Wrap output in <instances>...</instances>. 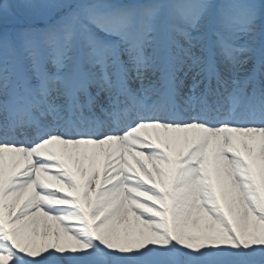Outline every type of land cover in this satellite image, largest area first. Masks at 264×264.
Here are the masks:
<instances>
[{
  "label": "snow or ice",
  "instance_id": "1",
  "mask_svg": "<svg viewBox=\"0 0 264 264\" xmlns=\"http://www.w3.org/2000/svg\"><path fill=\"white\" fill-rule=\"evenodd\" d=\"M0 264H264V0H0Z\"/></svg>",
  "mask_w": 264,
  "mask_h": 264
},
{
  "label": "bare ground",
  "instance_id": "2",
  "mask_svg": "<svg viewBox=\"0 0 264 264\" xmlns=\"http://www.w3.org/2000/svg\"><path fill=\"white\" fill-rule=\"evenodd\" d=\"M125 2H128V0H125ZM148 131H149V134L151 135V138H152L153 142H155V134H154V132L152 130H148ZM145 163H147V161H145ZM52 183H53L54 187H59V185L55 184V181H53ZM62 242H64V241L62 240Z\"/></svg>",
  "mask_w": 264,
  "mask_h": 264
},
{
  "label": "rangeland",
  "instance_id": "3",
  "mask_svg": "<svg viewBox=\"0 0 264 264\" xmlns=\"http://www.w3.org/2000/svg\"><path fill=\"white\" fill-rule=\"evenodd\" d=\"M35 2H39V0H35ZM219 2H234V0H219ZM235 2H243V0H235ZM241 42H243V40Z\"/></svg>",
  "mask_w": 264,
  "mask_h": 264
}]
</instances>
